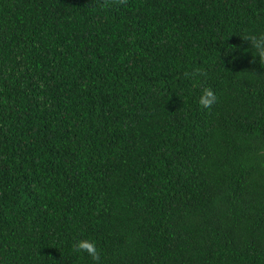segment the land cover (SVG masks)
<instances>
[{"label":"trees","instance_id":"1","mask_svg":"<svg viewBox=\"0 0 264 264\" xmlns=\"http://www.w3.org/2000/svg\"><path fill=\"white\" fill-rule=\"evenodd\" d=\"M261 33L264 0H0V264H264Z\"/></svg>","mask_w":264,"mask_h":264},{"label":"clouds","instance_id":"2","mask_svg":"<svg viewBox=\"0 0 264 264\" xmlns=\"http://www.w3.org/2000/svg\"><path fill=\"white\" fill-rule=\"evenodd\" d=\"M251 43L256 53L261 59H264V33L258 36H251ZM216 101V94L211 87H204L199 95V103L207 108ZM75 250L87 252L93 260L99 259V249L96 241L87 237H81L74 241Z\"/></svg>","mask_w":264,"mask_h":264}]
</instances>
